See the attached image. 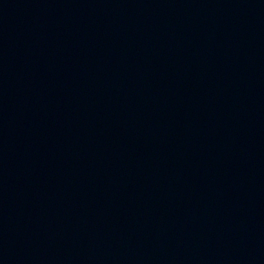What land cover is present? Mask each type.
I'll return each mask as SVG.
<instances>
[{
  "label": "water",
  "instance_id": "1",
  "mask_svg": "<svg viewBox=\"0 0 264 264\" xmlns=\"http://www.w3.org/2000/svg\"><path fill=\"white\" fill-rule=\"evenodd\" d=\"M0 264H264V0H0Z\"/></svg>",
  "mask_w": 264,
  "mask_h": 264
}]
</instances>
